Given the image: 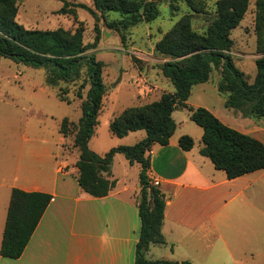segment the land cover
<instances>
[{
    "label": "trees",
    "instance_id": "trees-1",
    "mask_svg": "<svg viewBox=\"0 0 264 264\" xmlns=\"http://www.w3.org/2000/svg\"><path fill=\"white\" fill-rule=\"evenodd\" d=\"M19 0H0V57L17 63L46 69V85L52 88L62 83H74L86 78L76 97L82 100V118L78 123L64 118L59 132L73 137L79 151L76 162L77 182L81 189L95 197L104 198L116 187L112 179V163L116 154L125 156L131 165L139 164L140 193L137 197L141 231L135 248V264H189L167 260H150L153 245H166L162 233L166 198L150 178L151 151L154 145L168 146L177 130L173 118L178 108H186L191 120L203 129L202 156L208 157L215 168L224 171L228 179L264 170V143L224 124L206 108H192L188 100L194 86L210 81L214 70L220 73L218 92L225 98V107L240 111L244 117L264 118V0H256L255 33L257 36V75L249 82L247 75L234 62L231 54L234 42L231 33L245 18L250 0H217L216 15L203 34L192 27V16L182 17L156 43V51L170 58L161 66L175 92H163L159 100L129 107L114 116L110 133L123 138L130 133L145 131L147 137L133 146H119L105 155L90 149V140L100 124L108 87L103 81L104 63L98 61L96 48L84 44L83 30L59 28L53 31L27 30L16 22ZM94 9L84 4H66L59 14L69 15L76 8L90 12L95 19L103 18L107 27L119 31L141 23H151L160 15L159 4L169 2L173 9L186 3L195 13H206L205 0H92ZM117 13L119 20L108 21L107 14ZM88 86L86 95L83 89ZM60 90L57 97L67 104L72 100ZM195 141L189 135L179 139L184 151H191ZM52 196L41 192L13 189L1 245V255L18 259L27 248Z\"/></svg>",
    "mask_w": 264,
    "mask_h": 264
},
{
    "label": "crops",
    "instance_id": "crops-1",
    "mask_svg": "<svg viewBox=\"0 0 264 264\" xmlns=\"http://www.w3.org/2000/svg\"><path fill=\"white\" fill-rule=\"evenodd\" d=\"M138 78L141 86L137 89L138 106L159 100L163 92H171L161 79L148 82L144 76ZM188 105L203 108L192 103L191 98ZM184 110L189 112L178 108L173 114L177 130L185 124ZM211 112L227 126H233L228 117ZM236 113L235 117H241ZM187 117L191 120L190 112ZM248 122L255 124L252 120ZM255 129L236 130L264 143L261 133ZM177 130L168 146L156 144L151 151L149 178L154 185L157 183L155 186H159L166 198L162 233L167 243L160 249H166L173 256L160 260L192 264L188 252H197L196 240L200 239L205 242L200 251L204 264L211 261L214 253L226 258L227 264L254 261L250 244L259 239L264 223V207L259 204L261 195L264 196V170L230 180L208 157L201 155L203 132L198 138L192 137L194 148L184 151L179 139L187 133H177ZM131 134L116 146L130 145L125 141ZM60 135L57 142H42L40 152L25 153L26 143L30 146L36 142L26 137L10 138L11 142L18 139L15 143L20 146L10 151L9 145L8 157L5 150L0 151V264H133V251L141 231L137 203L141 166L131 165L126 158L116 155L111 177L116 179V187L107 197L95 198L79 186L78 169L70 168L72 163L76 164L79 154L72 157L67 154L68 160L71 158L69 162L65 157L64 161L61 159L58 146L66 139ZM26 155L32 156L36 165L25 167L24 162L31 158H25ZM116 161L123 171L115 169ZM15 188L49 194L52 201L22 256L10 259L1 255V245ZM180 251L182 258L176 257Z\"/></svg>",
    "mask_w": 264,
    "mask_h": 264
},
{
    "label": "rangeland",
    "instance_id": "rangeland-1",
    "mask_svg": "<svg viewBox=\"0 0 264 264\" xmlns=\"http://www.w3.org/2000/svg\"><path fill=\"white\" fill-rule=\"evenodd\" d=\"M216 1L205 0L207 7L204 14L193 12L186 3H180L177 9H173L169 2H163L159 4L160 15L154 22L141 23L127 30L116 31L108 28L103 18L95 19L89 11L82 8L74 9L69 15L58 13L68 3L70 8L74 4H84L94 9L92 0H19L16 22L27 30L53 31L63 28L74 32L81 28L84 44L96 43V48L90 50L89 53H95L97 60L104 63L103 81L108 87V94L100 115V124L90 140V149L103 156L111 149L116 148L117 143L123 140L113 137L110 133V123L114 116L129 107L140 104L137 96L139 94L137 89L141 88L138 85L140 83L139 76L146 77L148 82L161 79L167 89L175 92L174 86L162 76L161 71V66L171 59L157 53L156 43L186 15L192 16L193 29L203 34L216 15ZM255 3L256 0H250L245 18L231 33V39L234 42L231 54L235 65L247 75L249 82H253L257 75L256 60L260 57L257 52L255 33ZM107 19L114 21L121 17L117 13H109ZM219 74L218 70H214L210 82L194 86L190 97L191 102L211 109L210 111L219 117H228L233 123L231 126L233 128L240 130L244 128L243 131H248L255 127V130H258L264 138V118L258 120L247 118L240 111L225 107L224 98L216 87ZM85 78L84 70L79 81L62 83L59 87L52 88L46 85L45 68L33 67L0 57V151L5 150V156L8 157L9 145L10 151H13L14 147L15 150H18L20 145L15 143L18 139L11 142L10 138L12 137H26L28 141H36L30 146H27L28 143H26L25 153L27 151L30 153L40 152L41 147L44 146L42 142H57L61 137L59 126L64 118H68L74 123H78L82 118V100L75 95ZM136 82L138 83L136 84ZM60 90L64 92L63 94L67 93V98L72 100L70 105L57 97ZM87 91L88 86L83 89L84 95ZM234 112H239L241 117H235ZM187 115L189 112L184 110L182 117L185 124L177 130V133H187L186 135L198 138L203 130L188 119ZM250 120L255 124L248 122ZM146 135L145 131L133 132L131 137H127L128 139L125 141L131 144L121 146H133L142 139L144 140ZM65 139V142L59 144L58 147L61 148H59L61 159L64 161L66 158L69 162L71 158L68 160L67 154L72 157V155L79 154V151L73 146V137ZM11 153L13 156V152ZM116 155L125 159L123 154ZM28 157L31 158L24 164L25 167L31 168L36 163L32 160V156H25V158ZM75 167L76 165L72 163L70 168L75 169ZM115 169L123 171L117 161ZM259 204L264 207L263 194ZM250 245L254 250V261H244V264H264V223L260 227L259 239L252 240ZM154 246L148 253V259L158 260L164 257L165 259L173 257L166 249H160L161 246ZM196 246L198 249L196 253L188 252L190 250L185 249L192 259V264H204V255L200 252L201 248L205 246L204 240H196ZM176 257L182 258L184 255L180 251ZM225 260L226 258L224 259L220 254L214 253L208 264H227ZM133 264H135V248Z\"/></svg>",
    "mask_w": 264,
    "mask_h": 264
},
{
    "label": "built area",
    "instance_id": "built-area-1",
    "mask_svg": "<svg viewBox=\"0 0 264 264\" xmlns=\"http://www.w3.org/2000/svg\"><path fill=\"white\" fill-rule=\"evenodd\" d=\"M157 183H155V185H156Z\"/></svg>",
    "mask_w": 264,
    "mask_h": 264
}]
</instances>
